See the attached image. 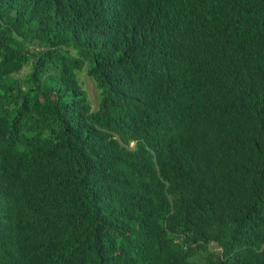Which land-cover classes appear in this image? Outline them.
Returning a JSON list of instances; mask_svg holds the SVG:
<instances>
[{"label": "trees", "instance_id": "1", "mask_svg": "<svg viewBox=\"0 0 264 264\" xmlns=\"http://www.w3.org/2000/svg\"><path fill=\"white\" fill-rule=\"evenodd\" d=\"M0 264H264V0H0Z\"/></svg>", "mask_w": 264, "mask_h": 264}, {"label": "rangeland", "instance_id": "2", "mask_svg": "<svg viewBox=\"0 0 264 264\" xmlns=\"http://www.w3.org/2000/svg\"><path fill=\"white\" fill-rule=\"evenodd\" d=\"M77 79L80 82L82 89L85 91L91 109L94 110L97 106L98 93L90 78L86 77L83 72L77 74Z\"/></svg>", "mask_w": 264, "mask_h": 264}, {"label": "clouds", "instance_id": "3", "mask_svg": "<svg viewBox=\"0 0 264 264\" xmlns=\"http://www.w3.org/2000/svg\"><path fill=\"white\" fill-rule=\"evenodd\" d=\"M82 72V71H81ZM78 73H80V72H78ZM77 73V74H78ZM84 73V72H83ZM87 77V76H86ZM89 78V77H88ZM91 79V78H90ZM78 80V79H77ZM91 81L93 82V80L91 79ZM93 84H94V82H93ZM79 85L81 86V84H80V82H79ZM94 87H95V85H94ZM81 88H82V86H81ZM83 90V89H82ZM84 91V90H83Z\"/></svg>", "mask_w": 264, "mask_h": 264}]
</instances>
